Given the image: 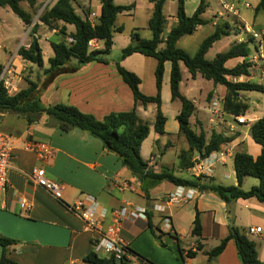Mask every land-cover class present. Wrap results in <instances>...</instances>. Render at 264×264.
<instances>
[{
    "label": "crops",
    "instance_id": "0c3cea01",
    "mask_svg": "<svg viewBox=\"0 0 264 264\" xmlns=\"http://www.w3.org/2000/svg\"><path fill=\"white\" fill-rule=\"evenodd\" d=\"M57 1L38 0V5L41 6L40 12L46 7H52ZM80 1L85 8L89 4L92 5L90 19L95 21L101 11L99 0H93L91 3L88 0ZM175 1L177 2V0ZM188 1H186V13L188 16H192L202 0L191 15L188 13ZM205 1L208 8H210L209 1ZM149 3L152 15L153 3L150 0ZM135 4V9H138V3L136 2ZM219 4L223 6L227 3L224 0H219ZM22 7L28 12L31 11L26 3H23ZM6 9L7 7H0V39L9 41L12 47L10 49L0 47V50H4L6 53V63L0 65V70H3V68L7 69L11 63L12 69L15 67L19 69L20 65L30 67V63H25L18 56V50L22 46H29L32 39L31 30L36 24L38 25L36 36L39 37L45 61V58L49 54L51 55V52H48V55L45 53V50L51 47V41H58L62 36L57 30L48 29L39 20V15L35 16L31 26H25L19 17L11 22L1 12L2 10L6 11ZM78 10L81 11V8ZM237 13L238 15L227 11L221 12L219 14L220 19L212 22V29L209 35L214 32L215 26L220 22L236 23L237 33L241 37L234 44L240 43L241 40L246 41L251 36L250 33L243 29L245 25L249 30L264 33V29L255 30L251 27L241 16V11H237ZM259 14H255V17H259ZM166 19L168 32L177 23L176 14L166 17ZM204 26L199 27L197 31H200ZM22 30L25 35H22ZM68 32H75V28L69 25ZM118 40L119 38L115 35V47ZM220 41L215 43V45L219 44ZM97 44L100 49L102 44ZM125 44L122 45L123 49L127 47ZM234 44L222 53L229 51ZM53 55L54 52L52 50L50 57ZM50 57H48V60ZM130 57L121 61L123 67L128 68L125 64ZM240 63L241 59L237 58L231 60L228 65L233 67ZM183 66L181 64L183 76L181 86L183 83L185 84L187 93L184 94L182 91L181 93L189 100L194 101L197 106V101L191 99L190 94L195 89L194 82H198L201 76L198 75L196 79H192L188 72L185 78ZM69 67H75L77 71L70 75H61L55 78L51 85H47L44 88V101L47 105L58 103L71 105L83 113L94 115L99 120H102L111 112H124L133 109L132 91L117 73L116 64L111 65L108 61V64L77 65L75 62H71ZM130 71L140 77V89L144 94L147 96H155L157 94L155 73L153 78L149 79V89H146L144 76L135 69ZM170 72L171 64L167 62L165 64L162 89V111L167 119H169L168 113L164 107L166 106L167 110H170V104L175 103L172 102L171 97ZM152 83L155 84L156 89L154 90L152 89ZM225 93L226 89L223 95L219 97L215 95L213 100L218 98L224 102ZM240 100L241 103L249 107L242 97H240ZM179 112L174 111L173 116L177 117ZM154 113L156 115V105L154 104L146 108H138L140 117L150 123L151 131L153 121L149 120H153L150 116ZM225 113L223 120H218V124H215L212 130H218L220 125H224L227 129L221 132H224L227 136H236L232 143L224 146V149L232 151L233 156L229 157L225 163L219 164L227 170L229 161H234L236 152L245 151L257 158L261 153V147L251 137L252 124L238 125L233 118L235 115L228 114L226 111ZM245 116L248 118L256 117L258 120L264 116V108L261 117H258L254 112L250 113V107ZM4 118L3 116L0 122L4 123ZM20 118L14 119L20 120ZM14 119L7 121L6 129H1L0 127V131L13 138V168L8 174L9 188L6 193L0 196V235L17 241V244L9 249L8 257L10 259L20 264H87L83 259L93 251L91 235L83 231L81 220L71 213L66 208V205H72L82 196L91 194L97 198L103 207L108 209L132 204L150 210L148 220H128L123 224L122 236L128 242L130 249L128 259L136 264H142L138 259L149 260L150 264H241L237 255L235 241L231 240L225 251L213 260H209L207 255L212 249L206 250L203 243L210 240L220 242L226 238L229 234L231 219L245 231L247 230L245 225L250 226V228L261 227L263 229L262 234L254 235L258 238V242L254 241L257 243L260 259L264 262V204L255 199L238 200L226 204L212 194L198 192L192 200L168 205L166 204L167 195L173 193L174 189L162 190L164 185L162 183L146 194L143 191L141 182L122 165L118 157L110 152L101 140L79 129L62 132L58 128L57 121L47 115L39 117L32 125H28L23 117L24 123L22 126L15 122ZM221 121H224V124H221ZM173 127H177V125ZM177 128L179 132V123ZM209 128L211 127L209 126ZM149 137H151V132ZM181 137L184 138L183 136ZM145 142L141 149L142 156ZM32 144H47L51 146L54 150L53 159L46 163L42 161L35 152L27 149ZM188 150V143L186 148L183 147L180 150L181 152L178 155L179 162L177 163V167L180 169L188 163L189 156L192 157L194 162L202 157L199 153L198 156L196 154H193V156L192 154L189 156L185 155ZM144 159L150 160V166L156 169L157 162L154 152L151 158ZM36 168H44L49 179L61 183L64 188L62 202L53 199L42 188L35 186L29 180L28 176ZM186 172L188 173V169ZM225 172L222 179L229 180L231 174L227 171ZM225 176H229V178ZM211 178L217 183V178L214 175ZM123 184L127 186L124 191H120L119 187ZM235 185H237V182ZM21 198H26L30 204V210L26 214L21 210L19 201ZM159 208H162L163 211H159ZM197 212H199L203 227L202 250L197 247V239L190 235ZM163 217L170 218V230H167L168 228L166 229V226H164ZM149 222L153 224L156 234H153L149 228ZM156 237H159L158 240L160 241H157L162 244V246H159L160 248L156 246ZM190 253L194 255L190 256ZM2 255L3 249L0 247V258Z\"/></svg>",
    "mask_w": 264,
    "mask_h": 264
},
{
    "label": "trees",
    "instance_id": "16d2710c",
    "mask_svg": "<svg viewBox=\"0 0 264 264\" xmlns=\"http://www.w3.org/2000/svg\"><path fill=\"white\" fill-rule=\"evenodd\" d=\"M90 3L93 0H88ZM117 0H99L101 11L95 21L91 17V4L86 8L80 0H58L52 7L44 8L39 20L50 30H57L62 38L58 41H51L54 55L49 58V68L45 73L53 80L61 75L75 73L77 68H70L71 62L77 65L87 64H108L106 57L110 55L115 46L114 36L123 33L124 27L117 26V18L124 12L136 8L133 3L128 6H119ZM153 3V13L148 23L152 33L150 39L141 37L138 31L130 34L132 43L122 50L121 61L134 54H141L156 60L155 69L157 94L155 96L145 95L141 89L140 77L126 69L121 62L116 64L117 73L129 86L133 94L134 107L130 111L111 112L102 120L92 114L81 112L78 108L55 104L47 105L44 101L43 90L37 82L28 81L29 86L21 89L17 94H8L4 83L0 82V115L6 113L14 114L25 118L28 125H32L39 117L47 115L55 119L58 128L62 132H70L79 129L102 141L104 146L114 153L134 177L143 186V191L148 194L153 188L164 182L172 183L175 187L185 186L197 189L202 194H212L224 201L226 204L238 200L256 199L264 204V116L255 121L251 126V137L261 147V153L254 158L248 152L239 151L234 154V170L237 185H222L215 182L211 177L201 176L197 178L179 177L173 171H157L150 166V160H145L141 154L143 143L149 138L151 132L150 123L140 117L138 108L154 104L156 105V118L154 129L158 134L166 133L167 117L162 111V88L165 73V64H171L170 88L172 102L177 100L181 103V110L176 119L179 123V134L187 140L189 150L185 155L189 156L198 152L206 158L212 153L221 151L229 143H232L236 136H227L224 132L212 130L210 138L204 129L197 132L191 125V117L195 114L197 106L194 101L189 100L181 93L180 86L183 79L181 64L186 67L192 79L198 75L202 78L213 81L215 85H222L226 89L224 96V110L228 114L246 115L249 107L241 103L240 92L261 91L263 87L253 81L234 82L230 78L247 77L250 64L242 62L233 67L228 63L237 58H247L256 48L255 39L249 36L245 42L234 44L225 53H219L212 61L206 58L215 43L228 37L232 33V26L228 22H220L215 26L214 32L209 35L199 46L194 55L178 46V42L187 35L194 34L201 26L210 23L203 18L208 5L202 0L192 16L186 13V1L177 0V23L167 32V19L164 8L168 0H150ZM26 3L31 11L23 9L22 4ZM0 7H9L25 26L33 25L36 15L41 10L38 0H0ZM78 8H81L79 13ZM264 12V0H259L255 14ZM75 28V32L69 33L68 26ZM38 33V25L31 30V42L28 47L22 46L18 50V56L25 63H30L39 68L45 67L43 50L41 48ZM72 39V41H69ZM96 39L102 47L91 49L89 42ZM2 69L0 70V74ZM190 157V158H189ZM188 163L182 166V171L191 168L194 161L191 156ZM247 177L257 178L259 184L250 190L242 189L244 180ZM149 228L156 234L154 226L149 222ZM190 235L197 239L198 249L202 250L203 227L199 212L193 224ZM233 240L236 243L237 255L241 264H264L260 259L257 243L249 236V232L235 224L231 219L229 234L220 241V244L207 253L209 260L219 257L226 249L228 243ZM17 241L0 235V247L3 255L0 264H20L8 257L11 247ZM190 256L194 254L190 253ZM87 264H126L129 259L117 261L113 257L107 258L91 251L84 259Z\"/></svg>",
    "mask_w": 264,
    "mask_h": 264
},
{
    "label": "rangeland",
    "instance_id": "374dc122",
    "mask_svg": "<svg viewBox=\"0 0 264 264\" xmlns=\"http://www.w3.org/2000/svg\"><path fill=\"white\" fill-rule=\"evenodd\" d=\"M201 0H189L188 1V13L191 15L196 8V6L199 5ZM210 3V8H208L207 12L203 15V18L209 20V25L204 26L200 29V31H196L192 35H187L183 37L179 43L180 48L186 50L191 55H194L196 51L199 49V46L204 41L206 37L211 33L212 29V22L215 20H219L220 16L219 14L221 12H226L225 9H223L222 4H219V0H208ZM227 4L233 3L237 11H241V16L245 19V21L253 27L255 30L264 29V12L260 13L258 16L255 17V9L259 3V0H224ZM138 3L139 8L133 9L132 11H127L122 14H120L117 18L116 25L117 26H123L124 31L123 33H117L115 34L119 40L116 43V47L112 49L110 55L106 57V59L110 62L111 65L117 64L121 62L122 57V45H130L132 43L130 39V34L134 31H138L142 38L144 39H150L152 36L151 31L148 28V23L151 18V10L149 9V0H117L116 4L119 6H127L132 3ZM246 4H249L251 8L245 7ZM148 5V8H147ZM79 9V8H78ZM79 13H81L80 10H78ZM177 11V2L175 0H169L164 8V13L166 17H171L176 14ZM5 17H8V20L13 22L17 16L15 13L7 7L6 11H1ZM41 13V12H40ZM38 13V15H40ZM231 26L233 28L232 33L230 36L223 38L219 44L215 45L207 54L206 58L210 61L214 60L216 56L219 53L224 52L228 49L232 44H234L240 36V34L237 33V25L236 23H231ZM168 29V26H167ZM17 33V31H16ZM22 35H25L24 31L22 30ZM13 36V35H12ZM121 42V43H120ZM124 42V43H122ZM0 47H6L7 49H10L12 46L9 43V41H3L0 39ZM51 52L52 55V49L51 47L47 50H45V53ZM49 54L48 57L51 56ZM48 57L45 58V67L39 68L38 66L34 64H30L29 66L20 65L19 69L17 67L13 68L14 75L17 76V79H12V82L14 84H18L17 86L19 89H25L29 86L28 81H34L37 82L39 85L47 87V85H51L53 83V80L50 79V76L45 73V69L49 68L48 63ZM6 53L4 50H0V65L2 63H6ZM156 60L153 58H148L140 54L133 55L126 61V66L128 68L126 69H135L138 71V73H141L144 76L145 83H146V89H149V79L153 78L155 69H156ZM5 68H3L4 70ZM183 71L185 72V78L188 74L187 69L183 66ZM65 74V75H70ZM254 82L260 83L259 79L255 77L253 79ZM186 82V81H185ZM54 85V84H52ZM195 89L190 94L191 99H195L197 101V110L195 114L191 117V125L194 129L197 130V132H200L201 129H204L207 133V136H211L212 133V124H210V119H214L216 124H218V118L215 117L212 114V106L211 102L213 98L216 96L223 95L225 92V87L222 85H215L213 81H208L202 77H200V80L198 82H194ZM152 89L155 88V84L152 83ZM163 89V88H162ZM181 91L186 94L187 90L185 88V84L181 86ZM45 93V92H44ZM48 95V94H47ZM146 95V94H145ZM241 97L245 100V102L248 103L250 107V113L254 112L258 115V117H261L263 114V108H264V92L261 91H243L240 92ZM165 111L168 113L167 119V127H166V133L161 135L158 134L154 129V123L156 115L155 113L150 116L152 117L153 121L152 124V131H151V137L148 138V140L145 142V145L143 147V157L146 159H149L152 157V153L154 152L156 155V170L162 171V170H169L173 171L175 175L179 177H189V173L186 171H182L179 167H177V163L179 162L178 155L180 154L181 148L187 147L186 139L184 141V138H182L179 135L178 130V121L175 118L176 116H173V112H179L181 110V103L179 100L175 101V103L170 104V110H167L166 106L164 107ZM4 123L0 122L1 129H6L7 127V121H11L14 118H20L17 115L6 113L3 115ZM2 115H0V121L2 120ZM7 116V117H6ZM13 117V118H12ZM230 119V118H229ZM15 122H17L20 126H22L23 119L22 117L19 119H14ZM231 120V119H230ZM221 124H224V121H221ZM177 127H173L176 126ZM209 126L211 128H209ZM227 127L224 125H220L219 129L217 131H224ZM168 130V131H167ZM177 131V132H173ZM198 156V152H195L194 155ZM190 158V157H189ZM231 174V178L229 180L222 179L224 173ZM214 176L217 178V183L222 185H235L237 182L236 174L234 170V164L233 161H229L228 169L222 168L220 165L216 166L215 174ZM61 184V183H60ZM162 190L166 189H174L175 186L172 183L164 182L163 183ZM259 184V180L257 178L253 177H247L244 180V183L242 185V189L245 191L250 190L253 186H256ZM161 190V189H160ZM256 200V199H255ZM245 228L247 231L250 229V226H246ZM251 239L258 242V238L255 237L252 234H249ZM159 237H156V246L157 248H160L159 246H162L161 243H159L158 240ZM205 244V249L210 250L215 248L220 244V242H217L215 240L205 241L203 242ZM135 261V260H134ZM138 261L142 264H150L147 260L138 259ZM126 264H136L133 261H126Z\"/></svg>",
    "mask_w": 264,
    "mask_h": 264
},
{
    "label": "built area",
    "instance_id": "2783aa9c",
    "mask_svg": "<svg viewBox=\"0 0 264 264\" xmlns=\"http://www.w3.org/2000/svg\"><path fill=\"white\" fill-rule=\"evenodd\" d=\"M224 9L234 15H238L234 4H224ZM249 8L250 5L246 4ZM251 36L255 39L256 48L247 57L241 58V63L246 62L250 64L249 75L247 77L230 78L234 82L253 81L257 77L260 81L259 85L263 87L264 92V33L249 30L245 25L243 27ZM72 41V39H69ZM241 42H245L241 40ZM99 43L96 39L89 42L91 49H99ZM22 59V58H21ZM12 63L0 74V82L4 83L9 95L13 96L17 94L21 89L12 82V79H17L12 69ZM224 102L215 98L212 103V114L223 120L225 116V110L223 107ZM238 125H251L257 121L256 117L248 118L245 115L233 116ZM210 124L214 126L216 124L214 119H210ZM233 128V127H232ZM27 149L35 152L39 158L46 162H49L54 157V150L47 144H32ZM13 138L0 131V196L6 193L9 188V171L13 168ZM232 151L222 149L212 153L210 156L201 159H197L193 166L188 169L190 178H197L201 176L212 177L215 174L216 166L225 163L229 157H232ZM229 178V176H225ZM29 180L37 186L47 192L53 199L62 202L64 188L63 186L49 179L46 175L44 168H36L28 176ZM126 184L119 187L120 191H124ZM199 191L194 188H187L185 186H177L173 193L167 195L166 204H172L176 202L189 201L195 198ZM21 210L24 214L30 210V204L26 198L20 200ZM66 208L71 211L77 218H79L83 224V231L91 235V243L93 245V251L100 256L111 258L113 257L117 261H123L128 259L130 255V249L128 242L122 236V228L125 221H137L148 220L150 210L144 207L125 204L120 208L108 209L103 207L94 195L87 194L77 199L74 204L66 205ZM159 211H163L159 208ZM162 222L166 226L167 230L171 229V220L168 217H163ZM249 234L260 235L263 232L261 227H252L248 230Z\"/></svg>",
    "mask_w": 264,
    "mask_h": 264
},
{
    "label": "water",
    "instance_id": "95a60500",
    "mask_svg": "<svg viewBox=\"0 0 264 264\" xmlns=\"http://www.w3.org/2000/svg\"><path fill=\"white\" fill-rule=\"evenodd\" d=\"M158 241H160V240H158Z\"/></svg>",
    "mask_w": 264,
    "mask_h": 264
}]
</instances>
